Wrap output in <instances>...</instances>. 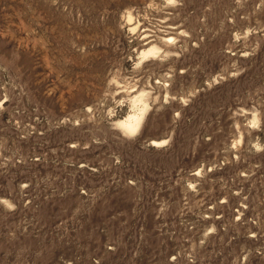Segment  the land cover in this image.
Masks as SVG:
<instances>
[{
    "label": "rangeland",
    "instance_id": "374dc122",
    "mask_svg": "<svg viewBox=\"0 0 264 264\" xmlns=\"http://www.w3.org/2000/svg\"><path fill=\"white\" fill-rule=\"evenodd\" d=\"M0 264H264V0H0Z\"/></svg>",
    "mask_w": 264,
    "mask_h": 264
},
{
    "label": "bare ground",
    "instance_id": "6f19581e",
    "mask_svg": "<svg viewBox=\"0 0 264 264\" xmlns=\"http://www.w3.org/2000/svg\"><path fill=\"white\" fill-rule=\"evenodd\" d=\"M131 116H133V118H131V121H132V119H135L136 118V116L137 115H131ZM126 118H128V117H126ZM130 118V117H129ZM129 120V119H128ZM136 120V119H135ZM130 121V120H129ZM129 121H128V123H126V126H127V129H128V131H129V128H131L133 125H132V123H133V121H132V123H129ZM122 122V121H121ZM135 122V121H134ZM120 123V122H119ZM125 125V124H124ZM134 125H135V123H134ZM121 126H122V124H121ZM125 126V127H126ZM124 127V126H123ZM136 128V127H135ZM126 129V128H125Z\"/></svg>",
    "mask_w": 264,
    "mask_h": 264
}]
</instances>
